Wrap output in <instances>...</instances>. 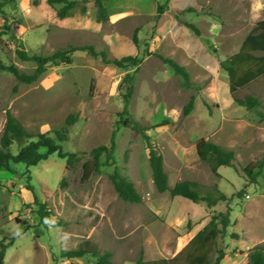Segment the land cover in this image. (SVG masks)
<instances>
[{"label": "rangeland", "instance_id": "rangeland-1", "mask_svg": "<svg viewBox=\"0 0 264 264\" xmlns=\"http://www.w3.org/2000/svg\"><path fill=\"white\" fill-rule=\"evenodd\" d=\"M75 1L60 17L62 3L9 0L1 7L7 21L0 14V62L30 73L33 64L16 56L20 47L42 55L92 45L109 58L141 57L124 116L148 128L163 154L169 186L195 180L202 185L201 194L216 195V186L229 200L208 208L202 200L194 203L157 192L141 134L122 123L116 125L124 107L119 85L134 67L119 68L86 51H75L68 62L48 66L29 84L0 69V134L8 109L34 135L13 142L10 151L17 153L35 141L37 133L55 138L54 131L73 113L77 120L61 146L63 152L78 154L70 166L52 153L34 166L17 163L11 166L14 172L0 169V244L19 233L5 251L4 264H69L59 257L60 249H75L85 240L101 252H110L115 264H134L141 248L145 260L173 258L212 211L225 210L227 204L232 208L231 224L218 240L226 253L219 264H246L249 249L264 245V166L254 182L230 166H220L215 175L198 158L195 142L202 137L231 149L239 168L264 155V121L257 115L264 105V76L235 93L239 98L246 94L259 98V107L246 110L234 102L227 74L219 65L264 17V0H104L108 13L104 22L97 21L93 0ZM157 3L166 4L159 16ZM187 6L194 11H179ZM183 21L194 24L200 34L194 35ZM154 51L183 65L198 87H183ZM191 96L193 109L183 115ZM112 133L113 163H105L102 154L98 172L84 180L82 165L90 150L108 145ZM39 151L44 153L45 148ZM114 166L133 183L140 202L118 197L110 180ZM27 169L34 193L51 211L43 224L33 205V193L27 189ZM240 189L242 196L237 195ZM72 262L94 264V258Z\"/></svg>", "mask_w": 264, "mask_h": 264}, {"label": "trees", "instance_id": "trees-1", "mask_svg": "<svg viewBox=\"0 0 264 264\" xmlns=\"http://www.w3.org/2000/svg\"><path fill=\"white\" fill-rule=\"evenodd\" d=\"M12 1V0H10ZM48 3H62L58 14L60 17L74 7L75 0H47ZM9 0H0V14L7 21L4 12L1 10ZM96 8L97 21L104 22L108 19L107 8L104 0H93ZM165 3H157L156 15L159 16L165 11ZM179 11H194L192 6H187ZM194 35H199L200 30L190 22H182ZM8 29L10 26L5 24ZM134 41L136 37L134 36ZM75 51H86L93 57H100L105 63L112 64L119 68L132 66L135 69L132 72H127L121 79L119 89L124 103L122 112L119 113V123L138 131L145 143L148 154V162L151 170L152 182L157 192H169L170 196H179L197 202L205 201L208 208H213L218 201L228 203V197L218 190L216 186L213 189L216 195L212 193L201 194L202 185L195 180H180L174 183L173 186L168 184V175L163 166V154L157 143L147 133L148 128L141 126L137 121L129 116L127 106L134 89L135 73L141 61V57L137 55H125L121 57L109 58L104 50H96L92 45L69 46L65 49H58L50 54H35L28 53L24 47L15 50L16 56L20 61L30 62L33 64V69L30 73L22 72L14 64L5 65L0 62V69L6 70L13 74L20 82L33 83L37 81L50 65H57L68 62L70 56ZM157 58L167 64L173 73L181 80V85L187 89L197 88V84L190 79V74L186 68L179 64L176 60L166 57L157 51L153 52ZM221 69L227 74L229 92L232 95L234 102L246 110H252L260 106L258 97L252 94H246L242 98L235 96V93L250 83L255 82L259 77L264 76V17L255 22L249 33L242 40L238 50L231 55L220 60ZM91 87V85H90ZM206 108L210 111V106L206 101L203 102ZM194 106V97L191 96L187 103L183 106L182 114H189ZM257 115L260 120L264 121V105L261 110H257ZM76 115L73 113L67 115L64 120V125L54 131L55 138L49 137L44 133H37L35 141L28 142L21 147L17 153L13 154L10 147L13 142H19L23 138L33 137L23 124L10 112H5V122L0 134V169L8 172H14L12 164L23 163L27 167L34 166L39 161L46 159L48 155L57 153L60 158H65L67 166H70L78 160V154L75 152H63L61 142L67 140L69 127L76 122ZM161 124H158L160 126ZM114 133H112L108 145H99L92 148L89 152V159L82 165V177L84 180L89 179L93 174L97 173L102 163L99 157L105 155V163H113L112 154L114 151ZM39 148H45V152L41 153ZM196 154L199 159L206 161L210 170L215 175H219L217 169L220 166H230L236 172L242 171L254 182L257 172L264 166V155L254 163L239 168L235 164L234 152L218 143H215L206 138H199L195 142ZM26 180L28 181L27 189L33 193V205L39 217V223H45V219L51 215V211L47 208L45 202L38 199L34 193L32 185L29 184L30 174L26 170ZM110 180L113 188L119 198L126 202L138 203L141 201V196L135 189L133 183L120 174L117 166H114L113 172L110 175ZM243 189L237 192L238 196L243 195ZM232 208L227 204L225 210H213L210 219L195 232L188 243L180 250L173 258H162L154 260H145L143 257V249L138 252L134 264H219L225 257L226 253L223 248L218 246V240L225 236L227 228L230 226V212ZM25 228V227H24ZM19 233H14L7 243L0 244V264H4V255L7 247L11 245ZM237 237L236 234H233ZM214 253V256H213ZM90 256L94 258V264H115L111 260V254L108 251L101 250L89 240H85L78 244L75 249H60L59 257L70 261L75 258ZM246 264H264V245L256 244L249 249Z\"/></svg>", "mask_w": 264, "mask_h": 264}, {"label": "built area", "instance_id": "built-area-1", "mask_svg": "<svg viewBox=\"0 0 264 264\" xmlns=\"http://www.w3.org/2000/svg\"><path fill=\"white\" fill-rule=\"evenodd\" d=\"M247 197H248V195H247Z\"/></svg>", "mask_w": 264, "mask_h": 264}]
</instances>
